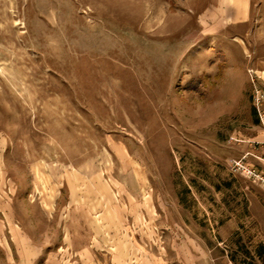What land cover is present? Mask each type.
I'll return each mask as SVG.
<instances>
[{
	"label": "rangeland",
	"instance_id": "rangeland-1",
	"mask_svg": "<svg viewBox=\"0 0 264 264\" xmlns=\"http://www.w3.org/2000/svg\"><path fill=\"white\" fill-rule=\"evenodd\" d=\"M214 4L0 0V264H264L230 166L264 86L228 73L264 60V0L248 32Z\"/></svg>",
	"mask_w": 264,
	"mask_h": 264
},
{
	"label": "crops",
	"instance_id": "crops-1",
	"mask_svg": "<svg viewBox=\"0 0 264 264\" xmlns=\"http://www.w3.org/2000/svg\"><path fill=\"white\" fill-rule=\"evenodd\" d=\"M216 4L213 5V14L217 17H223V25L226 27L231 26L236 29H242L245 32L253 31V25L248 22L250 17V3L251 0H215ZM207 13L206 11L204 12ZM206 23L207 18H203ZM219 25V28L223 26ZM236 39L239 40L237 47L242 49L244 53L247 52L246 38L236 35ZM250 55V54H249ZM232 66L228 67V73H231L232 79H245L246 70H252L256 74V79L261 85L264 86V60L253 58V60L243 58L241 62H231ZM262 116H259L254 111V122L251 132L248 133L237 145V155L240 157L243 154H247V160L253 164L257 169L264 170V101L262 103ZM75 173V169L72 170L70 175ZM261 204V203H260ZM117 211L116 206H110ZM262 208H264L262 206ZM264 217V215L262 216ZM264 224V219H263ZM149 264H167L166 261L154 256L147 255Z\"/></svg>",
	"mask_w": 264,
	"mask_h": 264
},
{
	"label": "built area",
	"instance_id": "built-area-1",
	"mask_svg": "<svg viewBox=\"0 0 264 264\" xmlns=\"http://www.w3.org/2000/svg\"><path fill=\"white\" fill-rule=\"evenodd\" d=\"M263 96V93H261L259 90H256L254 93L255 103L258 104ZM230 166L233 171L249 177L264 187V170L257 169L253 164L248 162L247 154H244L243 156L236 159H232Z\"/></svg>",
	"mask_w": 264,
	"mask_h": 264
},
{
	"label": "bare ground",
	"instance_id": "bare-ground-1",
	"mask_svg": "<svg viewBox=\"0 0 264 264\" xmlns=\"http://www.w3.org/2000/svg\"><path fill=\"white\" fill-rule=\"evenodd\" d=\"M7 1V0H6ZM10 2V1H9ZM8 3V2H7ZM6 4V3H5ZM11 9V8H10Z\"/></svg>",
	"mask_w": 264,
	"mask_h": 264
}]
</instances>
